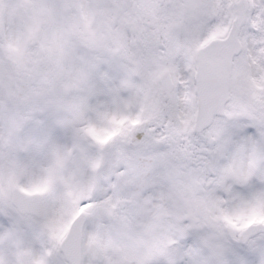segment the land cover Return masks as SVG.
<instances>
[{
	"label": "snow or ice",
	"instance_id": "snow-or-ice-1",
	"mask_svg": "<svg viewBox=\"0 0 264 264\" xmlns=\"http://www.w3.org/2000/svg\"><path fill=\"white\" fill-rule=\"evenodd\" d=\"M0 264H264V0H0Z\"/></svg>",
	"mask_w": 264,
	"mask_h": 264
}]
</instances>
